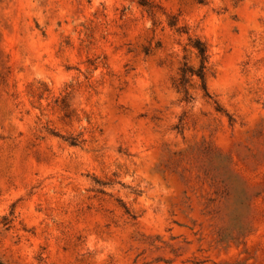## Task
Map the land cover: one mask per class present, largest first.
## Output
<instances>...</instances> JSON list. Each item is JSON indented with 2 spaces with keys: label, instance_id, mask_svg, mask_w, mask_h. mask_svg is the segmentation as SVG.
<instances>
[{
  "label": "rangeland",
  "instance_id": "rangeland-1",
  "mask_svg": "<svg viewBox=\"0 0 264 264\" xmlns=\"http://www.w3.org/2000/svg\"><path fill=\"white\" fill-rule=\"evenodd\" d=\"M0 264H264V0H0Z\"/></svg>",
  "mask_w": 264,
  "mask_h": 264
},
{
  "label": "trees",
  "instance_id": "trees-1",
  "mask_svg": "<svg viewBox=\"0 0 264 264\" xmlns=\"http://www.w3.org/2000/svg\"><path fill=\"white\" fill-rule=\"evenodd\" d=\"M195 47L198 51V55L200 58V67L198 70L194 71L187 64H184V66L180 70V79L179 84L177 86L178 90L181 92L185 91L186 84L188 83L190 77H197L201 81L202 89L206 91L205 72L208 63L207 48L201 42H197L195 44Z\"/></svg>",
  "mask_w": 264,
  "mask_h": 264
}]
</instances>
